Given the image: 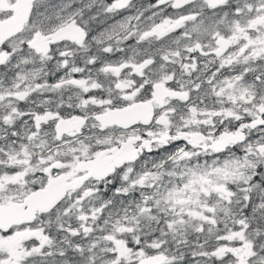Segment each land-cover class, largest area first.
<instances>
[{
	"label": "snow or ice",
	"instance_id": "1",
	"mask_svg": "<svg viewBox=\"0 0 264 264\" xmlns=\"http://www.w3.org/2000/svg\"><path fill=\"white\" fill-rule=\"evenodd\" d=\"M0 264H264V0H0Z\"/></svg>",
	"mask_w": 264,
	"mask_h": 264
}]
</instances>
